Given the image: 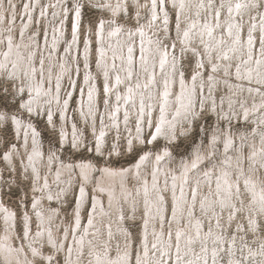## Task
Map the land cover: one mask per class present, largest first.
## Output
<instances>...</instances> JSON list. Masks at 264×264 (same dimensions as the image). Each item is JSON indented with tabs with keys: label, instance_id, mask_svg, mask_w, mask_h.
I'll use <instances>...</instances> for the list:
<instances>
[{
	"label": "snow or ice",
	"instance_id": "6c2138e0",
	"mask_svg": "<svg viewBox=\"0 0 264 264\" xmlns=\"http://www.w3.org/2000/svg\"><path fill=\"white\" fill-rule=\"evenodd\" d=\"M62 0H58L61 3ZM71 7H64L61 15L68 17V13L74 14L72 21V43L77 40V33L81 27L82 0H69ZM151 15L147 26L153 27L159 20L162 23V30L165 33L167 42L151 38L145 41L146 33L144 25L139 24L140 13L138 9L147 7L141 5L138 0H116L115 5L111 2L97 3L94 7L103 12H110V19H94L90 21L96 34L103 39L107 28L108 37H119L127 33V55H123V48L117 56L113 50L111 74L108 64L105 61L106 52L103 48L99 50L100 60L96 61V67L103 74V84L100 90V99L105 108H108L109 99L114 92H117L121 85L125 86L124 94L115 95V105L112 106L110 118L115 122L120 113V105L123 103L125 111L123 114L124 122L129 120L128 107L136 109L135 140L140 143L150 144L158 142L163 137L167 143L162 151L143 152L139 155V161L134 165L135 177L140 182V188L136 189V196L142 195L143 201V238L141 244L142 255L136 253L133 257L125 245L123 254L117 260L109 258L107 244L99 246L95 251L89 252L94 256V262L89 264H222L224 256H227L226 264H264V0H197L194 5L196 8L195 19L189 21L185 17L182 21V13L175 16V38L167 36L169 32V15L164 11L166 0H150ZM173 6L177 7V0H173ZM185 0H179V9H185ZM29 6L25 5L27 9ZM55 7V5H50ZM135 7L136 26L125 28V24L131 21V9ZM159 8V12H158ZM162 13V16L160 15ZM253 13H255L253 15ZM247 14L248 22L245 23L244 16ZM43 15V12H41ZM56 14L53 13V16ZM128 16V20H124ZM30 18V17H29ZM5 19L0 16V21ZM123 21V22H121ZM63 19L60 20L63 26ZM9 34L0 39V47H6V51L0 52V76L7 79H0V123L9 122L14 125L17 133L20 132L22 121L17 118L15 113H11L12 108L23 109L31 114L33 105L41 96L47 97L52 93L51 74L46 78L44 74V60H39L40 67L36 68L32 63L33 56L29 54L27 61L29 68L23 72V76L29 81L12 90L13 82L17 79V69L20 67V60L23 57L19 52L15 53L17 59L12 60L14 47L19 49L20 45H14V38ZM55 31V29H54ZM219 33V38H217ZM23 37V32L20 33ZM139 37V48H136V37ZM208 39L205 40L204 37ZM199 40L196 44L195 41ZM147 43V47L145 46ZM72 45L65 51H69ZM259 49L257 55L256 49ZM179 48L180 56L176 55ZM88 44L85 43V63L86 74L84 76L87 88L88 114L95 115L97 88L92 83V76L87 72ZM188 56L189 68L184 67L183 59ZM120 60V66L116 60ZM194 61V66H193ZM9 65L11 71L8 70ZM255 65V68L252 67ZM138 66V70H137ZM63 68V65H61ZM159 69V76L157 75ZM75 71L78 73L79 68ZM123 72V79L120 73ZM187 73V75H186ZM143 75V82L140 76ZM39 79H36V77ZM223 76V83L231 92L236 89L243 92L244 85L255 83L257 87H248L249 94L256 93L262 103L258 106L253 104L250 108L244 102H239V111L234 108V101L229 99L227 111L225 110L224 98L220 97L217 103L216 88L221 83L218 78ZM234 78L238 83H229ZM45 84L49 87L45 90ZM178 85V90H177ZM56 95L53 97L57 103L60 102V77L55 82ZM24 94L28 99L23 100ZM84 89H81L83 96ZM70 96L71 94L68 93ZM15 102H11L9 98ZM50 105L51 101H47ZM83 107V103H82ZM68 108V100L63 101L61 119H66L65 112ZM155 113V115H154ZM84 115V113H81ZM47 122L55 128L53 113L51 110L46 112ZM215 116V123H211L212 116ZM255 119L250 121V117ZM242 120L243 123L233 124V119ZM103 125V115L100 117ZM154 128V132H149L148 137L141 140L144 126ZM227 125V127H225ZM254 125V126H253ZM113 126H117L114 125ZM233 128L250 129V131H232ZM28 130L32 137V154L28 156L31 163L33 158H42L39 151L37 137L39 133L31 125H27L24 131L25 144L27 145ZM105 131L101 127L99 135L95 137V151L101 152V146L105 138ZM199 137V142L197 139ZM177 141L187 145L183 154L176 152L180 157V162L175 170H162V165L174 161V151L178 147ZM69 142L72 149L80 147V137L76 125H72L71 140L68 141V134L61 126L59 139L56 141L57 151L60 145ZM133 139L127 141L129 150H132ZM188 148L192 151L189 152ZM15 151V145L11 151L3 155L4 160H8L11 152ZM143 151V150H141ZM56 160V154L51 149L48 154L49 163ZM152 162L150 173L151 183L147 178H141V169L147 163ZM63 168L72 170L79 168L82 181H88V171L93 168L90 163H80L75 165H63ZM32 171L35 174L36 168ZM102 173L109 175L128 176L132 174V169H121L114 172L110 169L101 170ZM163 171L164 183L160 186V175ZM60 171H57V179ZM37 179L39 176L37 174ZM169 179L171 184L169 186ZM48 187L47 179L44 188ZM188 189L186 192L185 189ZM43 190V189H42ZM100 192L105 189L101 187ZM80 200L77 202L76 228H80L79 207L85 198V188L81 184L79 188ZM171 193V219L166 220L165 205L166 194ZM179 192V195H177ZM130 194H125L123 200L128 201ZM190 196V199H189ZM48 200L53 197L49 195ZM113 194L109 192V208L112 207ZM137 201L133 199L130 211H137ZM39 201L34 200L32 208L35 211ZM197 207L200 216L207 219L205 225L203 219H198L195 215ZM92 212H96L97 204L91 202ZM102 208V206H101ZM119 220H125V209L117 210ZM0 212L5 213V224L8 227L9 220L14 218L13 213H8L7 209L0 206ZM187 213L189 219L188 231L177 230L173 232L172 224L178 217L183 218ZM227 213L226 225L222 224L224 214ZM37 216L40 213H36ZM134 218V217H133ZM28 220L25 214V221ZM158 221L160 233L153 230L154 241L150 242L148 237V226L150 221ZM195 220L193 224L192 221ZM213 221L215 222L213 226ZM235 222V230L232 229ZM88 224H93V217L88 216ZM167 224V229L165 225ZM207 227V232L203 229ZM219 230V232L215 230ZM7 231V227L5 229ZM227 233V234H226ZM243 233V235H241ZM258 239L253 240L249 245L245 236L251 234ZM88 234V229L84 230V235ZM27 225L21 240L28 239ZM37 236L43 235L41 232ZM126 238L128 233H125ZM68 232L65 230V239ZM167 239H163V237ZM112 232L109 229L108 238L111 240ZM8 239L7 236L4 237ZM211 239L212 247L209 248L207 241ZM239 240V244L237 241ZM73 241L79 246L80 254L84 251V236L79 240L73 236ZM183 241V248H182ZM200 243V250L197 253L194 249L196 242ZM48 244L52 249L59 252L64 245H57L52 239V233H48ZM89 248H92V241H88ZM33 261H26V264H56V257L44 255L43 252L27 245ZM174 249V253H173ZM6 251L23 252L24 246L13 249L11 245L6 246ZM69 256L72 248L67 249ZM189 254L193 259H188ZM223 254V255H222ZM4 264H10L5 257ZM19 264V261L16 262ZM64 264H71L70 260H65Z\"/></svg>",
	"mask_w": 264,
	"mask_h": 264
},
{
	"label": "rangeland",
	"instance_id": "374dc122",
	"mask_svg": "<svg viewBox=\"0 0 264 264\" xmlns=\"http://www.w3.org/2000/svg\"><path fill=\"white\" fill-rule=\"evenodd\" d=\"M74 2V0H73ZM111 2L115 5L116 0H82V16H81V27L77 33V40L72 43V21L74 20V14L69 12L68 17L64 18L61 13L64 7H71L69 0H62L58 3V0H0V16H4L5 19L0 21V37L9 33V29L15 36L14 41L18 39L20 43L19 49L13 50L12 60H16L17 57L15 53L18 51L20 56L23 57L20 60V67L17 69V79L13 82L12 90L15 91L16 87L22 86L24 83L29 81L23 76V72L27 71L29 68V63L27 57L32 54V63L36 68L40 67L39 60L43 58L44 60V74L45 77L51 74L52 80V93L51 95L44 97L41 96L36 105H33L34 111L28 114L23 109L17 110V108H12L11 113H15L17 118L23 122L31 123L39 136L36 138L38 147L42 149V154L44 157L37 158V167L34 166L35 161L31 163L28 160V156L32 154V138L27 139V145L25 144L24 132L20 130V134L17 133L15 126L9 122L0 123V206L7 209L8 213H13L14 218L9 220V224L12 225L8 227L5 224V213L0 212V245L5 241L4 237L7 236L6 240L8 243L12 242L13 249H18L21 245L24 246V251L17 253L19 256L23 257L26 261H33V257L27 248L30 243L32 247L40 249L44 255H53L56 257V264H64L65 260H70L71 264H89L90 261L94 262V256L89 255L90 250L95 251L99 246L107 244L109 258L112 260H117L119 255L123 254L125 245H128V251L130 254L134 255L136 253L143 254L141 251V244L143 238V201L142 195L140 197L136 196V189L140 188V182L136 177L132 178V174L129 175L131 188L133 193H128V201L123 200V194L121 193L118 197H115L116 205L112 204L109 208V195L107 192H100L99 189V179L104 167H125L137 163L139 161V155L143 152H159L162 151L164 145L167 141L161 137L158 142H153L150 144L140 143L135 140V124H136V109L128 107L129 120L127 124L124 122L123 114L124 108L123 103L120 105V113L117 116V120L113 122L110 118V112L112 106L115 105V95L124 94L125 86L121 85L117 92H114L109 99V107L105 108L100 99V90L103 84V74L96 67V61L100 60L99 50L101 46L109 49L105 56V61L109 66L111 74V64L113 57V50H116L117 56L120 54V49L123 48V53L127 55V33L125 32L119 37H108L107 31L105 29L104 36L111 41H101L100 36L96 34L95 29L92 27L90 21L98 18L110 19V12H103L102 10L94 7L93 5L97 3ZM130 3L131 0H128ZM173 6V0H166L164 6V11L168 12L169 15V32L167 36L174 40L175 38V16L177 13H182L181 19L184 20L185 17L189 18L188 22L195 19L196 8L194 5L197 0H185V9L181 10L178 7ZM141 5H147V7H142L138 9L140 13L139 24L144 25V32L146 33L145 39L151 38L153 41L165 40V33L162 30L161 21H157L153 27L149 28L147 26L151 15V4L150 0H138ZM25 5L29 8L26 9ZM50 5H55V7H50ZM136 11L135 7L131 9V21L125 24V28H134L136 26ZM43 12V15H41ZM159 12V8H158ZM53 13L56 15L53 16ZM255 13H253L254 15ZM162 16V13H160ZM30 17V18H29ZM63 19V26L60 24V20ZM124 20H128V16H124ZM245 23L248 22L247 14L244 16ZM123 22V21H121ZM55 29V31H54ZM23 32V37L20 33ZM217 38H219V33H217ZM115 41H113V40ZM205 40L208 39L207 36L204 37ZM85 43L88 44L87 52V63L89 72L92 76V83L97 88V101H96V114H88L87 105V88L89 85L85 84L84 76L86 70L84 68L85 63ZM196 44L199 43L197 39ZM117 46H115V45ZM71 46L69 51H65ZM136 48H139V37H136ZM6 48V47H2ZM7 50V49H6ZM257 55L259 49H256ZM123 54V55H124ZM176 55L179 57V48L176 49ZM185 55L183 59L184 67L189 68L187 62L188 56ZM3 59V57H2ZM117 66H120V62L116 61ZM63 65V68H61ZM194 66V61H193ZM255 68V65H252ZM79 68V72L75 71ZM11 69V68H10ZM138 70V66H137ZM158 76L159 69L157 68ZM122 77L124 73H120ZM187 75V73H186ZM60 77V102L54 99V113L53 120L55 128L53 125L48 124L46 112L48 110L52 111L51 104L49 105L47 101L51 100L52 96L56 95L55 92V82L56 78ZM39 77L37 76L36 79ZM221 83L216 88L217 103L220 102V97L224 98L225 110L227 111V104L229 99L236 102L234 103V108L239 111V102H244L249 108L255 104L259 105L262 103L261 97L256 94L247 93L246 89L248 87H257L255 83L249 85L246 81L243 82L244 91L238 92L233 89L231 92L223 83V76L218 77ZM0 79H7L6 76H0ZM141 82H143V75L140 76ZM229 83H238L234 78L229 80ZM249 85V86H248ZM45 89H48L49 85L45 84ZM81 89H84L83 96L81 95ZM178 90V85H177ZM264 91V89H262ZM68 93L71 95L69 96ZM249 94V95H248ZM257 95V96H256ZM256 96V97H255ZM258 97V98H257ZM11 102H15L12 98H9ZM27 94H24L23 100H27ZM68 100V108L65 112L66 119H61V111L63 110V101ZM84 99V100H83ZM259 100V102H258ZM82 103L84 104L82 108ZM45 106L42 108L40 106ZM58 108H57V107ZM84 113L82 115L81 113ZM103 115V125H101L100 117ZM155 115V113H154ZM255 119V117H250V121ZM211 123H215V116L211 118ZM115 125L117 126H113ZM232 123L242 124L243 121H237L235 118ZM75 124L78 135L80 137L81 143L78 149H72L69 142H65L63 145L58 146L59 151H57L56 141L59 139V132L61 126H63L64 131L68 134V141L71 140L72 125ZM254 126V125H253ZM103 127L105 131V138L101 146V152L97 153L95 151V137L99 135V131ZM227 127V125H225ZM27 130V128H25ZM22 131V132H21ZM232 131H250V129L233 128ZM149 132H154V128H148L146 125L143 129V134L141 140L148 137ZM20 135V136H19ZM31 135V133H30ZM23 137V138H22ZM133 139L132 150H129L127 141ZM150 139V137H148ZM23 141V142H22ZM199 142V137L197 139ZM178 147L174 151V161H169L162 165V170L172 169L175 170L180 162V157L176 155V152L183 154L187 145L183 142L177 141ZM15 145V151L11 152V156L8 160L3 159V155L11 151L12 146ZM52 150L56 154V160L49 163L48 154L49 150ZM143 150V151H141ZM28 151V152H26ZM30 151V152H29ZM191 152L192 149L188 148ZM46 157V158H45ZM40 160V161H39ZM89 162L91 165L95 166L92 170V176L87 182L81 180L79 169L67 170L65 171L59 179L56 177L59 166L68 165L70 163L78 162ZM40 162H42L40 164ZM36 168V173L32 171L33 166ZM167 165V167H166ZM152 162H147L142 167V174L150 177L152 170ZM167 168V169H166ZM65 169V168H64ZM38 170V171H37ZM49 171V172H48ZM150 171V172H149ZM51 172V173H50ZM54 172V173H53ZM37 174L39 179H37ZM48 175V176H47ZM47 179L48 187L44 188V182ZM160 186L163 187L164 177L163 171L160 175ZM149 182L151 183V177ZM83 184L86 187L85 198L82 203H80L79 218H80V228H76V212H77V202L80 200L79 188ZM171 181L169 179V186ZM135 187V188H134ZM43 189V190H42ZM187 192L188 189L186 188ZM98 195L102 202V207H104V201L106 210L97 204L96 212H92L91 202L95 201V194ZM179 195V193L177 192ZM51 195L52 200H48L47 197ZM135 199L137 203V211L132 213L129 209L131 204ZM190 199V196H189ZM39 201L35 211L32 208L33 201ZM166 220L171 219L170 203H171V193L166 194ZM4 204V205H3ZM123 207L125 209V220H119V208ZM40 213L39 216L36 213ZM25 214L28 216V220L25 221ZM196 217L198 219H203L205 225L207 224V219L202 218L197 207ZM88 216L93 217V224L89 226ZM134 217V218H133ZM227 213L224 214V220L222 224L227 228L226 225ZM11 222V223H10ZM195 223V220L192 221ZM215 222L213 221V226ZM28 227V239L21 240L23 236L25 226ZM189 219L187 213L184 214L183 218L177 219L176 222L172 224V231L177 230L188 231ZM7 227V231L5 230ZM88 229V234L84 235V230ZM109 229L112 232L111 240L108 238ZM167 229V224L165 225ZM65 230L68 232L67 239H65ZM153 230L157 234L160 233L161 229L158 221H150L148 226V237L149 241H154L152 235ZM215 230V229H214ZM235 230V222L233 223L232 229ZM52 233V239L56 241L57 245L63 244L64 247L59 251L52 249L51 245L48 244V233ZM207 232V227L203 229ZM219 232V230H215ZM41 232L43 235L37 236L36 233ZM128 233L129 235H126ZM227 234V233H226ZM243 235V233H241ZM260 233L256 236L248 234L245 239L249 245L253 244L254 239L260 237ZM73 236L76 240H79L81 236H84V251L80 254L79 246L73 241ZM167 239V237H163ZM92 241V248H89L88 241ZM239 244V240L237 241ZM208 247H212V241L209 239L207 241ZM0 248V264H4V257L1 255ZM71 247L72 253L69 256L67 249ZM195 251L198 253L200 250L199 241L193 246ZM183 248V241H182ZM174 253V249H173ZM11 254V253H9ZM223 255V254H222ZM188 259H193L192 255L189 254ZM227 256H224L222 264H226ZM16 264V263H10Z\"/></svg>",
	"mask_w": 264,
	"mask_h": 264
},
{
	"label": "bare ground",
	"instance_id": "6f19581e",
	"mask_svg": "<svg viewBox=\"0 0 264 264\" xmlns=\"http://www.w3.org/2000/svg\"><path fill=\"white\" fill-rule=\"evenodd\" d=\"M29 8V7H28ZM27 8V9H28ZM3 16V15H2ZM9 34V33H8ZM8 34H5L4 36H1L0 37V39H2V38H5ZM11 35L13 36V38H15V36L13 35V33L11 32ZM100 39H101V37H100ZM149 39V38H148ZM113 40V39H112ZM101 41H103L104 43H105V41H111V39H108V38H106L105 36H103V39H101ZM113 41H115V40H113ZM145 41H147V38L145 39ZM20 45V43H19V41H18V39L16 40V41H14V45ZM115 45V44H114ZM115 46H117V45H115ZM146 47H147V43H146V45H145ZM101 48H103L104 50H105V52H107L109 49H107V47H103V46H101ZM13 50H16V48L14 47V49ZM2 51H6V48H2V47H0V52H2ZM124 54V53H123ZM120 54H118V56H119ZM125 55V54H124ZM110 55H107L106 54V57H109ZM0 59H2V56H0ZM116 61H119L120 62V60L119 59H117ZM11 68V66L9 65V68H8V70L9 71H11L12 69H10ZM17 73H18V70H17ZM157 74H158V71H157ZM121 75V74H120ZM18 76V75H17ZM47 78V77H46ZM121 78L123 79V77H122V75H121ZM39 79V78H38ZM243 83V82H242ZM249 86V85H248ZM45 90H47V89H45ZM236 90V89H235ZM248 93V92H247ZM249 95V94H248ZM257 96V95H256ZM255 96V97H256ZM258 98V97H257ZM40 99V98H39ZM52 103H51V108H52V113H54L55 111V109H54V98H53V96H52ZM84 100V99H83ZM39 101V100H38ZM37 101V102H38ZM51 101V100H50ZM262 101V100H261ZM36 102V103H37ZM258 102H259V100H258ZM36 103L34 104V105H36ZM83 106H84V104H83ZM40 107H42V108H45V106H40ZM57 107V106H56ZM58 108V107H57ZM83 108V107H82ZM123 108H124V110H125V106L123 105ZM128 110V109H127ZM28 124H31V123H28V122H23L22 121V131L24 132L25 131V128H27V125ZM32 125V124H31ZM33 126V125H32ZM34 127V126H33ZM16 129V128H15ZM21 131V132H22ZM28 132H29V135H28V138L27 139H30V138H32L31 137V135H30V133H31V131L30 130H28ZM20 134V133H19ZM20 136V135H19ZM23 138V137H22ZM23 142V141H22ZM38 144V143H37ZM39 151L42 153V149L39 147ZM26 152H28V151H26ZM30 152V151H29ZM42 157H44V155H42ZM46 158V157H45ZM38 159H40V158H38ZM33 160L35 161V165L34 166H36L37 167V164H36V162H37V158L36 157H34L33 158ZM40 161V160H39ZM54 162V161H53ZM83 162V161H82ZM81 161L80 162H78V163H76V164H80V163H82ZM42 162H40V164H41ZM52 163V162H51ZM51 163H50V165H51ZM55 163V162H54ZM83 163H87V162H83ZM89 163V162H88ZM71 165H75V163H70ZM70 164H68V165H70ZM136 163H134V164H132V165H129V166H125V167H104V169H110V170H112V171H114V172H119L121 169H132L133 170V172H132V178H134L135 177V169H134V165H135ZM33 166V165H32ZM152 167V166H151ZM162 167V166H161ZM166 167H167V165H166ZM95 168V166H93V168L92 169H90L89 171H88V177L89 178H91V176H92V170ZM75 170L76 169H79V168H74ZM74 169H72V170H74ZM167 169V168H166ZM58 170L60 171V176L65 172V171H67V170H69V169H67V168H63L61 165L59 166V168H58ZM142 170L143 169H141V178L143 179V178H147L148 180H150V177H147L146 175H143L142 174ZM38 171V170H37ZM151 171V170H150ZM149 171V172H150ZM49 172V171H48ZM51 173V172H50ZM54 173V172H53ZM102 176L100 177V179H99V188H97V189H100L101 187H103L104 189H105V192H107L108 193V195H109V192H111L112 194H113V200H112V204L113 205H116V203H115V197H118L121 193L123 194V195H125V194H128V193H133L134 191H133V187L131 188V185L132 184H130V179H129V175L128 176H120V175H109V174H105V173H103V174H101ZM48 176V175H47ZM93 176H95V175H93ZM93 176H92V178H93ZM56 177H57V173H56ZM88 178V179H89ZM150 183V182H149ZM84 188H85V192H86V187H85V185H84ZM135 188V187H134ZM179 193V192H178ZM95 195V202H96V204H98L100 207L101 206H103L102 205V202H101V198L98 196V195H96V193L94 194ZM178 195V194H177ZM4 205V204H3ZM102 210H106V206H105V201H104V207H102ZM11 221V220H10ZM11 223V222H10ZM27 229H28V227H27ZM44 236V235H43ZM3 247H2V249H1V255L4 257V259H5V257H7V259H8V261H10V263H16L17 261H19V264H26V262H25V260H24V258L23 257H21V256H19L16 252H11V254H9V252H7L6 251V246L7 245H11V247L13 248V246H12V242H10V243H8L6 240L4 241V242H2V244H1ZM1 245H0V248H1Z\"/></svg>",
	"mask_w": 264,
	"mask_h": 264
}]
</instances>
